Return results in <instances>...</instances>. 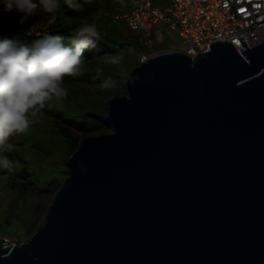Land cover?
<instances>
[{
    "label": "water",
    "instance_id": "1",
    "mask_svg": "<svg viewBox=\"0 0 264 264\" xmlns=\"http://www.w3.org/2000/svg\"><path fill=\"white\" fill-rule=\"evenodd\" d=\"M150 56L0 264H264V43Z\"/></svg>",
    "mask_w": 264,
    "mask_h": 264
},
{
    "label": "rangeland",
    "instance_id": "2",
    "mask_svg": "<svg viewBox=\"0 0 264 264\" xmlns=\"http://www.w3.org/2000/svg\"><path fill=\"white\" fill-rule=\"evenodd\" d=\"M154 1L166 6L170 0ZM81 2L83 10L73 11L60 0L61 8L54 19L38 10L37 14L41 15L33 16L22 30L28 33L31 27L41 28L49 24L54 27L61 23L63 28L72 25L74 28L70 31L73 35L85 23H95L101 33L97 45L108 50L95 58L90 57L89 52L96 47L86 51L78 75L63 78L62 87L67 89V95L46 101L35 116L29 115L32 123L26 132L9 137L14 147L2 154L18 164L11 169L0 168V222L1 230L17 237L18 245L29 240L46 221L54 196L68 176V159L79 144L90 136L112 133V128L103 121L109 114V101L127 94V81L144 51L137 43L138 32L132 31L126 22H114L108 16H102L104 13H124L130 0ZM183 50L185 47L176 34L167 29L159 48L148 49V53L152 56ZM64 119L95 121L100 126L91 132H81L68 127ZM65 130L67 135L63 133Z\"/></svg>",
    "mask_w": 264,
    "mask_h": 264
},
{
    "label": "clouds",
    "instance_id": "3",
    "mask_svg": "<svg viewBox=\"0 0 264 264\" xmlns=\"http://www.w3.org/2000/svg\"><path fill=\"white\" fill-rule=\"evenodd\" d=\"M63 4L73 11L84 7L81 0H63ZM60 8V0H0V11H15L20 26L38 10L54 19ZM65 39L61 34L32 42L0 37V168L18 164L2 154L14 147L9 137L26 132L32 123L29 115L35 116L46 101L67 95L63 78L78 75L85 52L97 46L101 33L95 23H85L68 38L69 43Z\"/></svg>",
    "mask_w": 264,
    "mask_h": 264
},
{
    "label": "built area",
    "instance_id": "4",
    "mask_svg": "<svg viewBox=\"0 0 264 264\" xmlns=\"http://www.w3.org/2000/svg\"><path fill=\"white\" fill-rule=\"evenodd\" d=\"M114 22L124 21L132 31L138 32L137 43L141 45L142 58H149L148 49L159 48L165 39V31L171 30L185 47L184 53L192 58L204 55L216 42L231 43L242 53L244 38L248 49L264 43V0H170L160 6L154 0H130L127 11L107 14ZM31 27L35 37L55 35L52 26ZM0 238L7 245L17 246V237L1 230Z\"/></svg>",
    "mask_w": 264,
    "mask_h": 264
},
{
    "label": "trees",
    "instance_id": "5",
    "mask_svg": "<svg viewBox=\"0 0 264 264\" xmlns=\"http://www.w3.org/2000/svg\"><path fill=\"white\" fill-rule=\"evenodd\" d=\"M41 15V14H37ZM18 14L13 11L11 13H3L0 11V37H8V38H14L19 39L25 42H32L35 41L41 37H35L31 33H25L22 30L25 29L24 25L20 26L17 24L18 20ZM74 27L71 25V27L63 28V25L61 23H57L56 26L51 28V33L53 34H61L63 35L65 39V43H68V38L71 35V31ZM107 49V47L102 45H97L93 51L89 52L90 57H97L103 54ZM88 51V50H87ZM55 114V113H53ZM57 116L61 117L60 114H56ZM65 124L70 127L74 128L81 132H91L98 128V123L95 121L87 122V121H77L74 119H64ZM100 126V125H99ZM65 135H67V130L63 131Z\"/></svg>",
    "mask_w": 264,
    "mask_h": 264
},
{
    "label": "crops",
    "instance_id": "6",
    "mask_svg": "<svg viewBox=\"0 0 264 264\" xmlns=\"http://www.w3.org/2000/svg\"><path fill=\"white\" fill-rule=\"evenodd\" d=\"M168 4H169V3H168ZM168 4H167V5H168Z\"/></svg>",
    "mask_w": 264,
    "mask_h": 264
}]
</instances>
